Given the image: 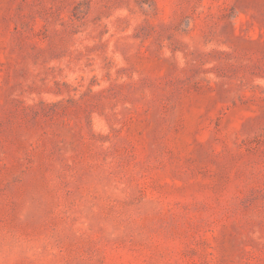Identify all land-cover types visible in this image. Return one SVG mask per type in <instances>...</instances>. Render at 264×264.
I'll list each match as a JSON object with an SVG mask.
<instances>
[{"label":"rangeland","instance_id":"1","mask_svg":"<svg viewBox=\"0 0 264 264\" xmlns=\"http://www.w3.org/2000/svg\"><path fill=\"white\" fill-rule=\"evenodd\" d=\"M0 264H264V0H0Z\"/></svg>","mask_w":264,"mask_h":264}]
</instances>
